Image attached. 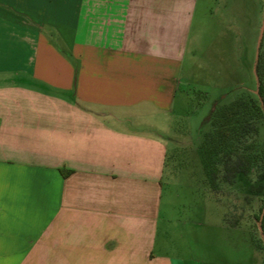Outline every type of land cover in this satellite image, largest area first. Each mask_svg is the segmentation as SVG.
Here are the masks:
<instances>
[{
    "label": "crops",
    "instance_id": "1",
    "mask_svg": "<svg viewBox=\"0 0 264 264\" xmlns=\"http://www.w3.org/2000/svg\"><path fill=\"white\" fill-rule=\"evenodd\" d=\"M215 1L0 0V264H185L165 242L159 122Z\"/></svg>",
    "mask_w": 264,
    "mask_h": 264
},
{
    "label": "rangeland",
    "instance_id": "2",
    "mask_svg": "<svg viewBox=\"0 0 264 264\" xmlns=\"http://www.w3.org/2000/svg\"><path fill=\"white\" fill-rule=\"evenodd\" d=\"M222 6L230 20L225 37L219 28ZM263 9L264 0L215 1L212 38L192 78L182 84L186 97L159 122L171 139L164 172L165 242L167 252L185 264H264L258 230L264 207V119L254 118L252 131L235 140L234 148L219 146L211 156L202 148L204 137L214 132L208 121L212 112L237 99L256 98L254 66L258 55L264 58ZM246 146L256 162L246 176L226 183L223 161ZM261 185L263 190L256 192Z\"/></svg>",
    "mask_w": 264,
    "mask_h": 264
},
{
    "label": "trees",
    "instance_id": "3",
    "mask_svg": "<svg viewBox=\"0 0 264 264\" xmlns=\"http://www.w3.org/2000/svg\"><path fill=\"white\" fill-rule=\"evenodd\" d=\"M263 55V54H262ZM258 55L254 73L257 78V90L255 99H237L228 105L223 106L218 111L212 112L209 123L214 132L204 137L203 150L205 154L211 156L215 148L223 149L234 148L233 142L244 137L252 131V120L264 119V58ZM248 146L243 148L242 152H232L228 154L223 161V180L228 184H233L240 176H246L252 165L256 162V156H252L247 152ZM63 175L67 171H61ZM264 179V173L261 175ZM213 183V178L210 180ZM262 187V188H261ZM263 190L261 185L256 192ZM262 208L260 209L261 213ZM259 220V217H258ZM261 234L264 237V215L260 223Z\"/></svg>",
    "mask_w": 264,
    "mask_h": 264
},
{
    "label": "water",
    "instance_id": "4",
    "mask_svg": "<svg viewBox=\"0 0 264 264\" xmlns=\"http://www.w3.org/2000/svg\"><path fill=\"white\" fill-rule=\"evenodd\" d=\"M263 33H264V9H263L262 25H261V29H260V38L263 36ZM257 57H258V56H257ZM257 57H256V60H257ZM263 215H264V207H263L262 210H261V213H260V216H259V220H258V230H259L260 233H261V226H260V223H261V220H262V218H263ZM261 238H262L263 246H264V237H263L262 234H261Z\"/></svg>",
    "mask_w": 264,
    "mask_h": 264
}]
</instances>
